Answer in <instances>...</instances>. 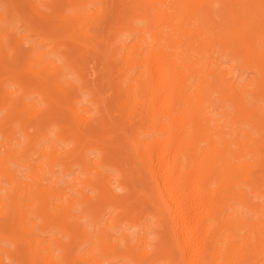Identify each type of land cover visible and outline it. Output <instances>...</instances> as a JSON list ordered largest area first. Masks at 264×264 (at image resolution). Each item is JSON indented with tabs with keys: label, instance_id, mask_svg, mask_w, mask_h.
<instances>
[{
	"label": "bare ground",
	"instance_id": "bare-ground-1",
	"mask_svg": "<svg viewBox=\"0 0 264 264\" xmlns=\"http://www.w3.org/2000/svg\"><path fill=\"white\" fill-rule=\"evenodd\" d=\"M6 1L0 264H264V0Z\"/></svg>",
	"mask_w": 264,
	"mask_h": 264
},
{
	"label": "rangeland",
	"instance_id": "rangeland-1",
	"mask_svg": "<svg viewBox=\"0 0 264 264\" xmlns=\"http://www.w3.org/2000/svg\"><path fill=\"white\" fill-rule=\"evenodd\" d=\"M4 1H6V0H0V3H1V4H0V7H1L2 4H3V6H4V4H5L4 7H6V5H7L8 3H7V1H6V3H5ZM3 2H4V3H3ZM4 7H3V9H4ZM17 29H18V31H19L20 33L18 32V33H19V34H18L17 32H14V34H13L14 36L25 35V34H26V32L24 31L25 29L23 28V26H20V27H18ZM42 36H44V33L41 35V37H42ZM39 37H40V36H39ZM39 37L36 36V39H37L38 42L41 41V37H40V38H39ZM20 42H21V41H20ZM21 43H22V42H21ZM21 43H20V45L23 46V49H27V48H28L29 45H28L27 43H24V42H23L22 44H21ZM42 44H43V49H44L45 51H47V49H49V43L45 40ZM90 58H91V59H90ZM91 61H92V62H91ZM93 61H94V60L92 59V56L86 58L85 61H84L85 70H86V71L84 70V72H85V77H87V79H88V80H87L88 82H90V81L92 82V81H93L92 76L95 75V77H97L96 74H94V75H92V74L95 73V72H96V73L98 72V71H96V70H98V67H99L98 65H99V64H98V65L95 64V66H94V63H95V62H93ZM91 65H92V67H91ZM96 66H97V67H96ZM87 68H88V70H90V71H87ZM93 68H94V69H93ZM95 69H96V70H95ZM93 71H94V72H93ZM86 72H88V73H86ZM88 74H90V75H88ZM88 77H90V78H88ZM90 79H92V80H90ZM97 79H98V78H97ZM89 80H90V81H89ZM11 85H12V84L9 85V88H10V89H12V87H13V86L11 87ZM85 97H86V96H84L83 98H85ZM4 112H5V111L2 110L0 114H3ZM50 134H51V132H50L48 135L50 136ZM17 137H18V138H17L18 140H20V141L22 140V135H21V134L18 135V133H17ZM3 141H4V140H3V137L0 135V155L6 158V152H7V151H6V147H5V146H2ZM46 142H47V141H45L44 143H46ZM36 156H37V155L35 154V156H32V158L30 157V158L32 159V160H31V159L29 158V159H30V162H31V161L33 162L34 158L37 159L38 156H37V157H36ZM7 163H8L9 167H10L12 170H15V171H19V170H20L21 173H23V174H25V172L27 171L24 167H22V166L20 165V162L18 163V162L12 161V160H8ZM53 169L57 172V174L55 173V175H58V174H59V173H58L59 170H58L57 168H55V167H54ZM21 173L19 172V175H21ZM111 173H112V172H111ZM66 178H68V177H66ZM5 184H6V183H5ZM6 186H8V185H6ZM131 230H132L131 228H128V231H131ZM0 247H1V248H4V247L11 248L12 246H11L6 240H0Z\"/></svg>",
	"mask_w": 264,
	"mask_h": 264
}]
</instances>
